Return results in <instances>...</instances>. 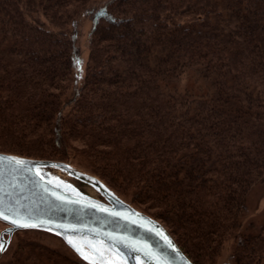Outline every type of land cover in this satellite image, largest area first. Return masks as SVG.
<instances>
[{"label": "trees", "instance_id": "trees-1", "mask_svg": "<svg viewBox=\"0 0 264 264\" xmlns=\"http://www.w3.org/2000/svg\"><path fill=\"white\" fill-rule=\"evenodd\" d=\"M0 152L78 154L193 264L230 237L233 264H264V232L235 231L264 180V0H0ZM26 246L15 263L96 264Z\"/></svg>", "mask_w": 264, "mask_h": 264}, {"label": "water", "instance_id": "water-1", "mask_svg": "<svg viewBox=\"0 0 264 264\" xmlns=\"http://www.w3.org/2000/svg\"><path fill=\"white\" fill-rule=\"evenodd\" d=\"M0 206L11 209L10 220L20 219L61 233L88 234L115 246L135 264L133 256L149 264H193L160 225L149 216L102 190L111 205L66 192L45 180L34 162L0 152ZM10 160L23 161L22 164ZM40 163V162H36ZM55 166L54 163H49ZM5 231L30 228L5 221Z\"/></svg>", "mask_w": 264, "mask_h": 264}, {"label": "rangeland", "instance_id": "rangeland-1", "mask_svg": "<svg viewBox=\"0 0 264 264\" xmlns=\"http://www.w3.org/2000/svg\"><path fill=\"white\" fill-rule=\"evenodd\" d=\"M79 24L77 43L80 53L73 71L74 82L71 83L72 86L67 91L68 95L74 93V90L81 85L87 60V37L91 20L89 18H82ZM11 156L22 160L19 156ZM70 162L66 166L69 170L46 164H37L35 170L48 182L73 195L107 205L108 203H106L103 191H101L104 189L124 201L133 210L143 213L141 206L129 203L127 198H120L94 177L93 173L95 172L92 165L86 159L75 154L71 156ZM76 175L89 179V181L81 179ZM240 220L241 223L235 231L249 233L264 232V180L256 183L248 192L244 213ZM154 221L166 231L159 221ZM6 226V223L0 220V264H17L13 260L14 255L21 248H23L22 253L27 252L26 245L30 243L40 244L51 250H55L67 262L86 260L98 264H130L123 253L115 246L88 234L61 233L44 227H30L26 230L19 229L8 233L5 231ZM69 241H73L81 246V251L78 252L70 245ZM233 245V237L228 238L214 259V264H233ZM133 260L135 264H149L138 256H133ZM205 264L209 263L206 262Z\"/></svg>", "mask_w": 264, "mask_h": 264}, {"label": "snow or ice", "instance_id": "snow-or-ice-1", "mask_svg": "<svg viewBox=\"0 0 264 264\" xmlns=\"http://www.w3.org/2000/svg\"><path fill=\"white\" fill-rule=\"evenodd\" d=\"M6 158L0 157V161H3ZM16 163V164H22L23 161H19V160H10V163ZM39 174V173H37ZM12 212L11 209H5L4 207L0 206V219H3L5 221H9L10 220V213ZM10 222L14 225V226H18V227H37L36 224H28L25 222H22L20 219H11ZM70 245L72 247H74L78 252L81 251V246H79L77 243L73 242V241H69Z\"/></svg>", "mask_w": 264, "mask_h": 264}, {"label": "flooded vegetation", "instance_id": "flooded-vegetation-1", "mask_svg": "<svg viewBox=\"0 0 264 264\" xmlns=\"http://www.w3.org/2000/svg\"><path fill=\"white\" fill-rule=\"evenodd\" d=\"M104 198L107 201L106 203H108V205L111 204V202H110V200L108 198H106V197H104Z\"/></svg>", "mask_w": 264, "mask_h": 264}]
</instances>
